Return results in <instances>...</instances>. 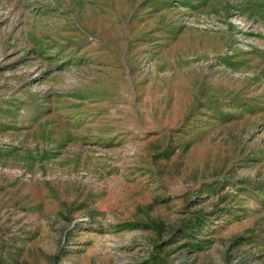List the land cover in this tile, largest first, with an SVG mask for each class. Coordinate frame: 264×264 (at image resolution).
Masks as SVG:
<instances>
[{"label": "rangeland", "instance_id": "obj_1", "mask_svg": "<svg viewBox=\"0 0 264 264\" xmlns=\"http://www.w3.org/2000/svg\"><path fill=\"white\" fill-rule=\"evenodd\" d=\"M0 264H264V0H0Z\"/></svg>", "mask_w": 264, "mask_h": 264}]
</instances>
